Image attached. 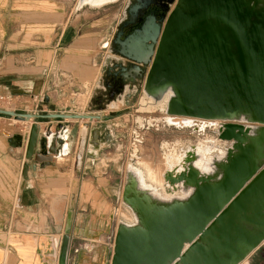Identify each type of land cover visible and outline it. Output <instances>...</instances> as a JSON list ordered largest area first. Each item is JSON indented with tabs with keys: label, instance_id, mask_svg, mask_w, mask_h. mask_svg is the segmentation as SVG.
Segmentation results:
<instances>
[{
	"label": "crops",
	"instance_id": "0c3cea01",
	"mask_svg": "<svg viewBox=\"0 0 264 264\" xmlns=\"http://www.w3.org/2000/svg\"><path fill=\"white\" fill-rule=\"evenodd\" d=\"M105 18L80 0H0V95L9 97L8 110L101 116L91 122L36 119L41 132L50 133L49 143L53 140L60 148L50 153V160H40L26 157L34 120L0 114V264H58L64 235L71 237L68 264H111L113 247L83 234L97 230L101 201L108 202V196L101 198V186H110L112 178L99 176L96 158L110 136V113L119 110L113 105L134 84L104 99L110 82L107 69L120 71L118 59L101 51V44L113 41L109 32L116 24L115 15ZM122 65L127 67L126 62ZM100 83L104 97L94 96ZM85 124L87 140L78 164ZM27 162L36 167L24 178ZM263 245L242 264H264Z\"/></svg>",
	"mask_w": 264,
	"mask_h": 264
},
{
	"label": "water",
	"instance_id": "95a60500",
	"mask_svg": "<svg viewBox=\"0 0 264 264\" xmlns=\"http://www.w3.org/2000/svg\"><path fill=\"white\" fill-rule=\"evenodd\" d=\"M176 2L174 9L157 16L149 13L129 33L124 27L136 25L151 4ZM258 13V14H257ZM126 21L113 39L111 52L118 61L113 72L109 66L106 76L113 84L108 97L122 93L128 83L146 74L147 86H154V93L175 86L180 94L171 102L169 114L204 119L221 118L231 113V105L225 100V91L244 99L260 115L264 109V13L246 0H134L126 8ZM124 19V18H123ZM127 63V67L122 65ZM148 69V70H147ZM106 86H109L106 84ZM131 92L126 93L129 104ZM101 97L98 101H101ZM98 102V103H99ZM233 112V111H232ZM0 114L19 120H34L30 127L26 157L50 160V153H59L54 141H48L50 133L41 132L36 119H101L93 114H30L0 109ZM229 121V120H228ZM262 123V121H258ZM89 124L80 130L78 164L85 149ZM238 130L241 132L238 134ZM244 125L227 122L219 138L231 141L240 137ZM232 142V141H231ZM59 143L62 140L59 139ZM48 154V155H47ZM35 164L27 162L22 175L27 178ZM264 162L247 178H243L241 160L233 161L223 182L216 186H200L181 210L168 213L157 222L146 236H128L117 233L111 264H190L184 249L189 247L198 258L197 264H240L264 241V233L251 239L241 233L237 250L232 244L230 224L225 222L223 211L255 176L261 174ZM255 177L253 179H255ZM216 205L214 209L207 202ZM218 235L210 231L211 227ZM264 228V224L261 225ZM210 233L213 246L205 247L198 237ZM70 235L62 237L58 264H68ZM220 250L224 256L218 255Z\"/></svg>",
	"mask_w": 264,
	"mask_h": 264
},
{
	"label": "bare ground",
	"instance_id": "6f19581e",
	"mask_svg": "<svg viewBox=\"0 0 264 264\" xmlns=\"http://www.w3.org/2000/svg\"><path fill=\"white\" fill-rule=\"evenodd\" d=\"M114 1L116 0H80L91 6H100ZM246 2L250 5L254 4L262 14L264 13V0H246ZM81 5L77 4V7ZM152 87H145V94L149 101L142 99L140 108L146 109L150 104H161L163 98L167 96L166 114L163 120L169 126L195 127L199 131L216 126L220 133L228 120H232L243 124L244 130L240 137L232 138L231 145L225 150L218 145L217 140L207 139L197 145L188 146L180 154L175 152L166 154L165 163L162 161L165 164L162 175L144 162L138 161L137 165L128 163L121 199L131 210L134 222L119 223L116 234L146 236L168 213L176 209L181 210L186 206L200 186L213 187L223 182L225 173L233 161L241 160L243 178L249 177L264 162V109L258 115L244 99L236 97L231 91H225L224 98L231 105V113L221 118L204 119L174 115L169 114L168 111L171 109L172 100L180 95L177 88L171 85L161 92L154 93ZM236 132L241 133L238 130ZM214 149H218L220 154L213 155ZM160 165L162 166L161 163ZM261 171V174L257 177L255 175V179L253 177L244 186V191L223 211L225 222L230 224L232 244L241 252H244L239 246L241 233L251 239H258L264 233V228L261 226L264 224V167ZM207 205L212 209L216 207L210 201ZM209 228L218 235L212 226ZM198 241L207 248L213 246V236L209 232L198 237ZM183 252L187 262L198 263L197 254L192 249L187 247ZM217 254L224 256L220 250ZM178 263L183 264L181 259Z\"/></svg>",
	"mask_w": 264,
	"mask_h": 264
},
{
	"label": "rangeland",
	"instance_id": "374dc122",
	"mask_svg": "<svg viewBox=\"0 0 264 264\" xmlns=\"http://www.w3.org/2000/svg\"><path fill=\"white\" fill-rule=\"evenodd\" d=\"M133 1L120 0L112 4L91 6L92 12L96 13L100 18H104V20H107L105 18L107 16H116V24L112 25L109 32L111 40L115 38L116 33L114 32L119 29V22L123 18H126L127 6ZM175 6L176 2L170 6V9H174ZM100 26L103 27V25ZM113 48V41L101 44V51H107L111 57L115 56L111 52ZM145 83L146 74L142 78H138L132 88H130L131 96L128 99L129 104L123 102L124 98L118 97L121 102L113 106H116L115 108H119V110L110 113L114 117L110 121V136L107 143L102 144V146H105L96 158L99 165V176L102 178L110 174L112 181L109 182L110 186L108 187H105V185L101 186L102 190L104 188V191H102L104 193L102 196L104 197L101 198L108 196V202L101 201V214L99 226L96 227L97 230L83 235L92 238V242L94 243H106L113 248L118 224L121 222H134L131 210L121 199L128 163L137 165L138 161L144 162L162 175L165 169V156L170 152L180 154L188 146L197 145L199 142L206 141L207 139L217 140L218 145L223 150L231 145V141L219 138L216 126L207 127L204 131H199L195 127L178 128L165 123L163 117L166 114L167 96L163 98L161 104H150L149 108L141 109L142 99L149 101L145 94ZM99 86L100 88L95 91L94 96L101 95L104 97L106 92L102 83ZM104 99H108V95ZM212 154H220V151L214 149ZM160 158L161 160L159 161ZM140 167L143 169L142 165ZM87 221H90V218H87ZM262 248L264 250V245Z\"/></svg>",
	"mask_w": 264,
	"mask_h": 264
},
{
	"label": "flooded vegetation",
	"instance_id": "af4514ba",
	"mask_svg": "<svg viewBox=\"0 0 264 264\" xmlns=\"http://www.w3.org/2000/svg\"><path fill=\"white\" fill-rule=\"evenodd\" d=\"M170 6H171V4H169V3L165 2V1H159V4H151L150 6H148V8H150V9H147L145 11V15L140 17V20L138 21V23L136 25H128V26L124 27L125 33H129L135 26L139 25L141 23V21H142V17L145 18L146 16L149 15V13L156 14L157 16H160L162 14H166V13H168L170 11ZM127 19L128 18L126 17L120 22V24L118 26L119 29L121 28L122 23L124 21H126ZM117 31H116V33H117ZM107 84L109 85V86H107L108 87V93L113 92L114 91L112 89L113 88V84L111 83V85H110V82L107 83Z\"/></svg>",
	"mask_w": 264,
	"mask_h": 264
},
{
	"label": "built area",
	"instance_id": "2783aa9c",
	"mask_svg": "<svg viewBox=\"0 0 264 264\" xmlns=\"http://www.w3.org/2000/svg\"><path fill=\"white\" fill-rule=\"evenodd\" d=\"M9 97L5 95H0V109H7V103L9 102Z\"/></svg>",
	"mask_w": 264,
	"mask_h": 264
}]
</instances>
